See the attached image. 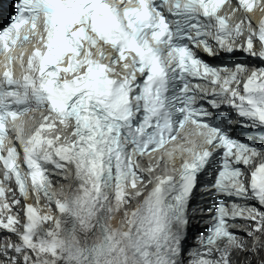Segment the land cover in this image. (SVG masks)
Segmentation results:
<instances>
[{"label": "snow or ice", "instance_id": "obj_1", "mask_svg": "<svg viewBox=\"0 0 264 264\" xmlns=\"http://www.w3.org/2000/svg\"><path fill=\"white\" fill-rule=\"evenodd\" d=\"M225 3L0 0V18L6 6L8 12L6 26L0 28V55L5 57L0 149L8 138L9 122L30 112L48 113L27 140L21 137L24 124L17 126L19 151L10 147L6 156L0 155L2 182L13 179L20 197H25L30 180L37 202L42 198L49 213L53 206L58 213L53 221L51 214L41 215L38 206L26 204L19 232L17 219L0 220V230L17 233L19 240L0 245V264H184L190 200L200 177L209 172L212 182L202 190L211 189L230 203L218 200L207 209L212 214L210 227L197 239L203 251H189L187 264H250L233 259L234 254L255 253L264 245L248 247L244 237L230 229L243 219L248 237L264 231V16L255 27L248 19L230 25V17L218 14ZM255 7L259 0H237L232 11L252 13ZM260 10L264 13V8ZM245 28L252 30L245 33ZM38 34L44 50L34 45L25 69L29 75L14 80L9 53ZM245 35L243 45L234 49ZM195 49L208 56L243 51L262 65L254 66L241 81L246 65L214 67ZM65 60L67 67H60ZM72 73L76 75L69 79ZM190 78H210L213 92L200 97L204 103L197 102L195 90L200 85ZM221 105L230 108L235 119L223 113ZM57 122L70 127L71 139L59 134L45 138L43 134L53 131ZM186 125L194 129L188 135L195 139L179 150L189 159L176 170V178L156 176L155 187L135 210L123 212L119 227L109 228L115 213L143 195L137 190L144 179L139 158L164 149ZM249 136H260L261 142L252 143ZM167 155L175 158L173 152ZM257 158L261 162L253 165ZM49 166L57 173L71 170L75 191L53 201L48 193ZM246 168L252 169L247 182ZM146 170L154 171L151 165ZM129 188L134 190L131 196L126 195ZM4 195L0 188V198ZM13 203L20 200L14 198ZM49 222L52 227L42 231Z\"/></svg>", "mask_w": 264, "mask_h": 264}, {"label": "bare ground", "instance_id": "obj_2", "mask_svg": "<svg viewBox=\"0 0 264 264\" xmlns=\"http://www.w3.org/2000/svg\"><path fill=\"white\" fill-rule=\"evenodd\" d=\"M198 219L199 218L195 217L194 213H191L190 222H192V223H190L188 225L187 238L183 242V249H184L183 260H184V264H187V262L189 260V256H188L189 251H191L194 247H196L198 245L197 241L194 238L198 237L199 234H201L203 232L202 227H199V226L195 225V223L198 221ZM116 223H117V220H115V224ZM259 254H260L261 260H264V253L262 251H260ZM233 259L242 260V259H239L238 257H235V256H233ZM244 261H248V262H250V264H264V263H258L256 258L253 255H249V254L246 256Z\"/></svg>", "mask_w": 264, "mask_h": 264}, {"label": "rangeland", "instance_id": "obj_3", "mask_svg": "<svg viewBox=\"0 0 264 264\" xmlns=\"http://www.w3.org/2000/svg\"><path fill=\"white\" fill-rule=\"evenodd\" d=\"M256 258H257V260L259 261L258 257H256ZM259 263H261V261H259Z\"/></svg>", "mask_w": 264, "mask_h": 264}]
</instances>
